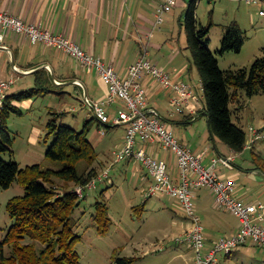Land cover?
<instances>
[{"label":"crops","instance_id":"obj_1","mask_svg":"<svg viewBox=\"0 0 264 264\" xmlns=\"http://www.w3.org/2000/svg\"><path fill=\"white\" fill-rule=\"evenodd\" d=\"M162 2L163 0H5L0 1V12L18 16L27 23L42 25L53 33L65 34L80 44L86 52L102 57L106 65L114 66L122 76L126 75L128 68L140 57L143 44H148L149 58L170 74L174 81H184L194 85L197 96V99L191 100L183 115L171 119L168 111L172 93L162 89L148 77L145 78L144 84L148 90L150 106L172 124L175 135L185 145L196 154L203 155L205 166H211L213 160L219 157L233 160V168L220 165L216 168V172L220 176L236 181L235 193L242 202L264 203V178L258 179L259 175L264 177V171L259 167L260 159L264 161V152L255 153L250 167L243 168L236 163L239 158L237 156L241 153L234 152L212 136L206 106L200 93L203 89L201 78L195 76L193 66L189 64V58L183 52L185 43L183 47L177 49L180 44L176 43L178 33L179 37L183 34L182 18L189 4L187 0H178L177 6L166 17L163 26L155 30L153 37L148 39L154 28L156 8ZM178 9L183 10V13L177 15ZM152 48L157 54L150 52ZM14 66L17 71H14ZM42 70L49 73L52 82L56 85L53 92L48 95L50 97L56 95H61L63 98L67 95L76 97L75 95L81 94L83 101L85 96L98 101L107 94L108 86L104 80L96 72L85 71L68 55L42 44H31L24 36L7 34L0 44V79H15V84L8 95L34 88L36 74ZM13 104L23 112L26 108L31 110L36 105V100L14 101ZM118 108L119 104L116 107H109V114L115 117ZM199 128L204 132L199 133ZM41 133V129L34 127L30 138L36 142L35 137ZM261 140H264V134L254 147L248 150L254 151ZM154 153L160 159L168 160L172 173L177 174L172 155L160 149H155ZM126 161L133 162V160ZM137 170L140 171L139 168ZM141 181L148 187L153 182L150 176L141 178ZM156 198L162 200L168 197ZM194 202L198 215L206 222V229L210 228L205 233L206 251L211 249L220 238L238 233L240 229V222L236 220L238 218L234 216L236 218L234 223L226 221L219 212L224 210L217 206L215 197L209 190L196 191ZM185 219L190 229L191 224L187 218ZM258 224L264 227V221ZM262 249L264 250L263 247L249 242L236 249L231 255H219L216 264H221L222 261L223 264L232 261L239 263L240 257H248L257 260L259 264H264Z\"/></svg>","mask_w":264,"mask_h":264},{"label":"rangeland","instance_id":"obj_2","mask_svg":"<svg viewBox=\"0 0 264 264\" xmlns=\"http://www.w3.org/2000/svg\"><path fill=\"white\" fill-rule=\"evenodd\" d=\"M191 0H187L190 3ZM198 19L203 26L213 24L209 34L210 48L215 54L222 70L249 69L257 58L262 56L264 49V18L260 10L264 9L263 3L248 5L244 0H197ZM183 10L178 9L177 15ZM183 22L185 16H183ZM236 22L245 35V44L240 52H228L225 55L218 54L221 48L224 29ZM180 29V26L178 27ZM183 34L177 36V49L185 43V56L189 58L193 66L195 76L200 78L197 67L193 61L192 53L187 49V36L185 28ZM152 48L150 52L157 54ZM186 52V53H185ZM11 64H13L11 62ZM197 81V80H196ZM203 102L207 106V100L203 89L200 91ZM231 93L235 100L230 108L234 113L233 120L247 135L249 127L260 129L264 134V93L249 98L245 92H237L232 88ZM65 98L61 95L50 97L48 95L35 98L36 105L31 109H24L22 114L11 113L7 118V128L13 138V158L21 168L29 165L40 164L44 168H55L46 158V151L51 141L46 140L45 126L50 112H65L60 120L61 124L72 127L78 132L87 127L90 128L88 140L93 144L98 155L94 168L98 176L97 188L87 191L80 197L76 193L78 186L57 181L62 186L60 191L69 188L82 199L80 208L75 216L79 219L76 232L82 239L76 245L80 256V264H120L119 258L133 259L132 264H195V253L188 249L187 245H180L176 239L184 236L189 224L180 206L174 199L162 200L146 198L145 189L148 186L141 178L149 177V172L139 162L127 161L115 163V154L125 145L126 130L122 126H106L97 120H93L91 110L84 104L81 94ZM81 99V100H80ZM113 107H116L113 106ZM91 115V116H90ZM90 125H87L89 124ZM34 127L41 129L42 133L36 136V142L30 138ZM199 133L204 132L199 128ZM47 141V142H46ZM264 152V140L258 142L254 151L244 150L237 156V164L241 167H250L255 153ZM6 162L12 161L8 155H0ZM135 162V163H134ZM84 166V165H83ZM140 169V171L137 170ZM106 173L108 179H105ZM264 177L259 175L258 179ZM93 179V180H94ZM145 190V191H144ZM25 187L16 182L10 189L0 191V259L2 254L11 255L12 248L5 240L9 234L14 220L11 218L7 205L15 197L22 196ZM97 202L108 207V221L96 220L98 210ZM196 203V202H195ZM226 221L234 223L238 221L234 216L225 211ZM201 217V216H200ZM236 220H235V219ZM202 219V218H201ZM205 233L206 222L202 220ZM26 240L25 243H29ZM147 254H146V251ZM262 251H264L262 249ZM221 257V256H220ZM240 264H259L257 260L248 257H240ZM224 261L221 262L223 264ZM232 261L229 264H239ZM261 264V263H260Z\"/></svg>","mask_w":264,"mask_h":264},{"label":"trees","instance_id":"obj_3","mask_svg":"<svg viewBox=\"0 0 264 264\" xmlns=\"http://www.w3.org/2000/svg\"><path fill=\"white\" fill-rule=\"evenodd\" d=\"M198 1L191 0L185 11L183 26L187 36V49L201 78L207 100L206 114L212 136L218 138L236 153H242L247 143V134L234 120L230 106L237 92H245L249 98L264 93V49L260 58L247 69L222 70L210 48L209 34L213 24L203 26L198 19ZM218 54L240 52L245 44V35L238 23L233 22L224 29ZM56 85L48 72L36 74V86L27 91L8 95L0 114V155H8L12 161L0 158V191L10 189L16 182L25 187V193L9 201L8 212L14 220L5 240L11 255L2 254L0 264H80L76 245L82 237L77 234L79 219L75 213L81 206L76 193L67 188L63 191L57 181L76 186H85L98 176L94 163L97 153L88 140L90 128L78 132L60 123L65 112H50L45 126L46 140L52 141L46 158L57 166L44 168L34 164L21 168L13 160V138L6 122L11 113L22 114L13 104L49 95ZM93 120H96L93 117ZM89 124L87 125H90ZM46 141V142H47ZM84 165V166H83ZM259 167L264 171V161ZM96 220L109 221L107 205L97 202ZM30 240L29 243H25ZM120 264H132L133 259L119 258Z\"/></svg>","mask_w":264,"mask_h":264},{"label":"built area","instance_id":"obj_4","mask_svg":"<svg viewBox=\"0 0 264 264\" xmlns=\"http://www.w3.org/2000/svg\"><path fill=\"white\" fill-rule=\"evenodd\" d=\"M5 1V0H0ZM248 5H258L263 0H244ZM178 0H163L156 8L155 23L148 39L161 28L166 17L177 6ZM264 18V9L260 10ZM0 44L7 34L26 37L31 44H42L68 55L87 72H96L108 86L106 96L98 101L84 97V104L93 117L106 126H122L126 130L125 145L116 152L115 163L126 160L139 162L148 170L153 182L145 191L146 198L168 197L174 199L189 220L191 227L184 236L176 239L180 245H187L195 253V264H216L221 254L231 255L236 249L252 242L264 248V203L246 204L236 196V181L220 176L218 166L233 168L231 158L219 157L209 167L203 164V155L196 154L176 135L172 124L162 118L148 102V90L144 84L150 77L155 84L172 93L168 115L171 119L183 115L192 99H197L194 85L184 81H174L170 74L149 58V45L143 44L140 57L128 68L126 75H120L114 66L106 65L102 57L86 52L80 44L65 34H57L42 25L27 23L22 18L8 12H0ZM14 71H17L14 66ZM15 79H0V114L5 106L9 91ZM77 85L81 84L76 82ZM119 104L117 114L112 117L108 108ZM263 137L255 127H249L245 149H252ZM155 149L172 155L177 174L171 170L170 162L160 159ZM106 173L105 179H108ZM104 179L92 180L85 186H78L76 193L83 197L85 192L97 188ZM98 181V182H97ZM209 190L215 197L217 206L238 218V233L222 237L206 251V237L202 220L197 213L194 196L196 191Z\"/></svg>","mask_w":264,"mask_h":264}]
</instances>
